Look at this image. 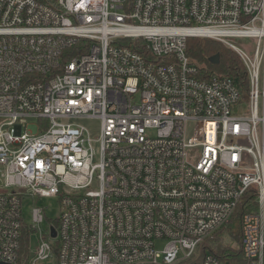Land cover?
<instances>
[{"label":"built area","instance_id":"1","mask_svg":"<svg viewBox=\"0 0 264 264\" xmlns=\"http://www.w3.org/2000/svg\"><path fill=\"white\" fill-rule=\"evenodd\" d=\"M193 37L234 50L247 90ZM0 167V264H227L193 258L250 187L242 249L264 264V0H0ZM29 197L62 207L46 228L33 207L34 258Z\"/></svg>","mask_w":264,"mask_h":264},{"label":"trees","instance_id":"2","mask_svg":"<svg viewBox=\"0 0 264 264\" xmlns=\"http://www.w3.org/2000/svg\"><path fill=\"white\" fill-rule=\"evenodd\" d=\"M74 49L76 47L71 51ZM187 53L193 61L204 64L207 69L227 74L243 89L249 87L241 58L224 43L205 37L189 38ZM216 54L220 56L218 64L210 60ZM256 194L254 187L244 193L230 220L199 244L193 259L201 261L207 254H212L227 264H248L242 249V218L245 213L257 210ZM32 232L28 227L22 230L20 251L26 255H29Z\"/></svg>","mask_w":264,"mask_h":264},{"label":"rangeland","instance_id":"3","mask_svg":"<svg viewBox=\"0 0 264 264\" xmlns=\"http://www.w3.org/2000/svg\"><path fill=\"white\" fill-rule=\"evenodd\" d=\"M234 43L243 48H253L254 43L251 39H233ZM199 63V62H198ZM202 67H205L204 64L199 63ZM218 71V70H217ZM220 72V71H219ZM78 123L84 125L93 137H97L100 133L101 122L95 118H85L77 120ZM31 128L35 130V121L31 122ZM2 177V168L0 167V178ZM42 206L45 208L46 221L43 225V228H46L50 223H54L59 217L62 207L57 198L53 197H39V198H27L23 202V220L25 222V227L31 228L33 226V215L32 209L34 206ZM31 250L32 258L35 257L36 249L39 245V232H32L31 237ZM163 243H157V246L161 248ZM37 264H56V259L52 258L46 261H39Z\"/></svg>","mask_w":264,"mask_h":264},{"label":"water","instance_id":"4","mask_svg":"<svg viewBox=\"0 0 264 264\" xmlns=\"http://www.w3.org/2000/svg\"><path fill=\"white\" fill-rule=\"evenodd\" d=\"M210 60L212 63L218 64L220 62L219 54L213 55ZM53 235H56V230L54 227H53Z\"/></svg>","mask_w":264,"mask_h":264}]
</instances>
